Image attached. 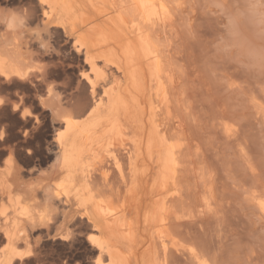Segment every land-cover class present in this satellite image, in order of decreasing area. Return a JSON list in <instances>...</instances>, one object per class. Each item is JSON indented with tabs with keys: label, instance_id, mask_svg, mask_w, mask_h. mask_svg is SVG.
Masks as SVG:
<instances>
[{
	"label": "bare ground",
	"instance_id": "6f19581e",
	"mask_svg": "<svg viewBox=\"0 0 264 264\" xmlns=\"http://www.w3.org/2000/svg\"><path fill=\"white\" fill-rule=\"evenodd\" d=\"M175 2L0 0V116L17 102L32 113H20L23 141L0 166V201L11 208H2L7 249L0 264L41 262L44 239L71 250L80 225L90 252L81 264H213L191 237L213 205L183 185L190 136L177 112L181 85L160 44V32L173 28L176 8L185 5ZM62 38L70 50L60 48ZM73 53L84 58L78 84L88 93L79 107L60 96ZM36 102L56 120L47 161L34 151L33 135L45 126L36 123ZM0 132V148L18 139L4 121ZM19 147L27 164L40 157L37 171L20 166ZM24 208L35 224L18 215Z\"/></svg>",
	"mask_w": 264,
	"mask_h": 264
},
{
	"label": "rangeland",
	"instance_id": "374dc122",
	"mask_svg": "<svg viewBox=\"0 0 264 264\" xmlns=\"http://www.w3.org/2000/svg\"><path fill=\"white\" fill-rule=\"evenodd\" d=\"M181 1L185 2L182 9L177 7ZM176 2L174 26L160 32V44L181 85L177 92L183 96L177 94L183 101L177 112L183 116L190 136V148L183 157V185L194 188L200 198L209 196L213 205L204 210L191 237L213 264H264V214L258 204L264 202V0ZM60 41L63 51L70 50L63 38ZM83 63V56L78 58L73 53L70 80H59L61 99L77 101L75 107L88 95L78 84ZM38 105L36 102L34 113L45 126L33 135L34 151L47 161L46 145L52 140L56 120ZM63 106L60 109L67 110L68 106ZM10 110L1 114L0 121L9 124L10 135L18 139L0 148V166L11 158L9 147L23 141V127L18 122L22 121L21 114L12 115ZM227 129L232 130L230 134ZM27 156L23 149L20 166L26 172L37 171L40 157L34 156L35 161L27 164L23 161ZM3 207L6 214L11 212L6 198L0 201L2 213ZM3 219L0 215V225ZM86 231V226L80 225L79 241L71 250L44 239L42 263L34 264L88 261ZM6 249L0 236V261Z\"/></svg>",
	"mask_w": 264,
	"mask_h": 264
},
{
	"label": "snow or ice",
	"instance_id": "6c2138e0",
	"mask_svg": "<svg viewBox=\"0 0 264 264\" xmlns=\"http://www.w3.org/2000/svg\"><path fill=\"white\" fill-rule=\"evenodd\" d=\"M45 15H47V13H45ZM14 19H15V18H14ZM20 23H23V21L21 20ZM9 26L11 27V24H10ZM5 104H6V100L0 98V106H4ZM11 110H12V111H15V112H17V113H21V112H22V113H23V116H25V117H28V116H31V115H32V113L28 112L26 109H22V108L20 107L19 102H17L16 104L12 105V106H11ZM67 122H68V123H71V121H67ZM36 123H39V120H37ZM26 134H27V133H26ZM60 136H61V137L63 136V133H62V132L60 133ZM3 139H4V133H3V132H0V140H3ZM261 206L264 207V203H262ZM0 215H3V213L0 212ZM18 215H19V216H23V217L28 218L29 220H31V222H32L33 224L36 223V219H35V217L33 216L32 212L29 211L28 208H24L22 211H20V212L18 213ZM46 218H47V213H46V212H42V213H40V215H39V220H40L41 222H44V221L46 220ZM62 238L65 239V240H69V239H70V237L67 236V235H65V236L62 237ZM89 239H92V238L89 237ZM16 254H17V255H20L21 257H23L24 255H31V252H17ZM97 264H99V262H97Z\"/></svg>",
	"mask_w": 264,
	"mask_h": 264
}]
</instances>
